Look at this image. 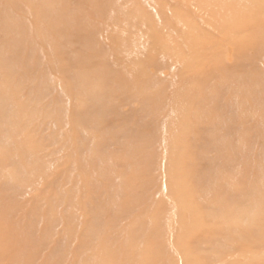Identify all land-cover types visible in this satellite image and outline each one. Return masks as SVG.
<instances>
[{
	"label": "rangeland",
	"instance_id": "374dc122",
	"mask_svg": "<svg viewBox=\"0 0 264 264\" xmlns=\"http://www.w3.org/2000/svg\"><path fill=\"white\" fill-rule=\"evenodd\" d=\"M0 264H264V0H0Z\"/></svg>",
	"mask_w": 264,
	"mask_h": 264
},
{
	"label": "bare ground",
	"instance_id": "6f19581e",
	"mask_svg": "<svg viewBox=\"0 0 264 264\" xmlns=\"http://www.w3.org/2000/svg\"><path fill=\"white\" fill-rule=\"evenodd\" d=\"M258 128V127H257ZM261 129V128H260ZM151 151V150H150ZM151 155H152V153H148L147 154V152H142V154H141V156L143 157V158H145V160H147V159H150L151 158ZM143 175V177H144V179L146 180V179H149V180H154V177H153V175L152 174H142ZM66 252V251H65ZM64 252V254H66ZM103 256V255H102Z\"/></svg>",
	"mask_w": 264,
	"mask_h": 264
}]
</instances>
